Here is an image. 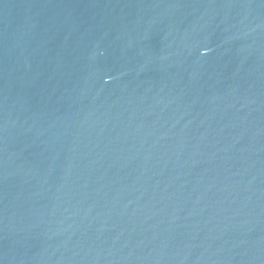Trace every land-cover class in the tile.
Returning <instances> with one entry per match:
<instances>
[{
	"label": "water",
	"instance_id": "water-1",
	"mask_svg": "<svg viewBox=\"0 0 264 264\" xmlns=\"http://www.w3.org/2000/svg\"><path fill=\"white\" fill-rule=\"evenodd\" d=\"M0 264H264V0H0Z\"/></svg>",
	"mask_w": 264,
	"mask_h": 264
}]
</instances>
